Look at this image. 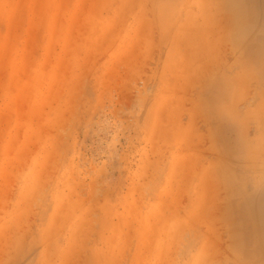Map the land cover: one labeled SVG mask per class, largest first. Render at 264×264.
Instances as JSON below:
<instances>
[{"label": "rangeland", "instance_id": "374dc122", "mask_svg": "<svg viewBox=\"0 0 264 264\" xmlns=\"http://www.w3.org/2000/svg\"><path fill=\"white\" fill-rule=\"evenodd\" d=\"M0 264H264V0H0Z\"/></svg>", "mask_w": 264, "mask_h": 264}]
</instances>
